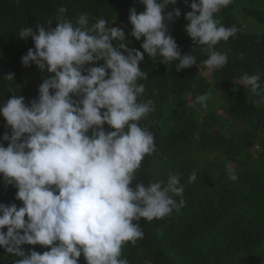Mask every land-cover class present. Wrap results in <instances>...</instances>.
Listing matches in <instances>:
<instances>
[{"label":"clouds","instance_id":"9594fccd","mask_svg":"<svg viewBox=\"0 0 264 264\" xmlns=\"http://www.w3.org/2000/svg\"><path fill=\"white\" fill-rule=\"evenodd\" d=\"M139 2L144 11L131 8L128 20L143 53L164 64L177 61V71L196 65V56L181 55L169 34L168 24L181 12L165 9L176 0ZM231 2L192 0L184 17L185 31L208 54L202 63L210 70L227 63V54L214 46L237 33L215 19ZM66 11L58 9L54 28L49 21L18 33L34 44L21 58L23 66L34 64L50 75L28 103L20 95L0 102V116L10 129L0 136L7 142L6 147L0 142V176L17 189L15 199L22 202L20 207L0 203V248L20 257L13 264H78L81 255L86 264H128L121 250L143 237L137 222L170 215L183 205L174 197H182L184 188L176 174H169L166 184L133 185L144 157L156 151L150 125L140 124L154 110L151 100L139 99L145 91L138 84L146 79L139 67L144 55L123 43L122 28L108 27L103 18L90 24L86 13L73 22L65 18ZM114 40L121 43L114 45ZM13 77L3 76L9 82ZM260 80L259 74H244L241 83L260 96ZM206 99L197 96L195 103ZM196 176L193 171L188 182ZM23 245L49 250L26 253Z\"/></svg>","mask_w":264,"mask_h":264},{"label":"trees","instance_id":"16d2710c","mask_svg":"<svg viewBox=\"0 0 264 264\" xmlns=\"http://www.w3.org/2000/svg\"><path fill=\"white\" fill-rule=\"evenodd\" d=\"M232 1L237 4L236 10H220L215 19L225 27L234 26L237 33L214 46L216 51L226 48L231 54L222 68L214 70L209 82L202 74L208 70L202 63L208 54L200 51L185 31L188 22L184 17L191 11L192 0H176L175 5L165 9L169 12L178 8L181 12L168 24L169 34L181 55L190 52L196 56V65L180 71L175 69L177 61L164 64L160 62L162 58L153 59L143 53L142 40L137 41L130 35L129 10L135 8L140 13L145 9L139 0H0V102H6L12 95L23 96L25 103L37 98L38 86L50 74L46 70L40 72L34 64L23 66L21 58L34 44L31 37L21 39L18 33L23 27H32L35 31L37 24L47 26L49 21L54 28L60 7L67 9L64 16L73 22L86 13L90 24L100 18L107 24L119 23L128 31L123 43L144 55L139 67L146 73V79L138 80V84H143L145 91L139 99L151 100L154 110L140 124L150 125L156 151L144 157L133 185L166 184L169 174L179 175L184 192L182 197L174 199L177 204L181 199L184 203L168 216L150 222L141 218L137 222L143 237L135 244L126 242L121 250L120 258L128 264H264V102L257 103L264 99V32L245 30L243 25L247 22L255 26L253 21L264 27V0ZM8 73L14 74L12 82L3 78ZM244 74L260 75L261 86L257 90L260 96L242 85ZM10 87L12 92L8 91ZM214 91L225 108L238 116L226 134L220 128L211 129L204 119L197 125L201 115L194 107L176 119L175 126L167 127L173 118L167 108L173 95L207 97ZM5 132L10 129L0 116V136ZM0 142L7 146L6 141ZM210 155L216 159L211 160ZM195 159L210 167L199 166ZM228 163L246 170L233 174L227 168ZM193 171L197 174L196 180L189 183L188 177ZM232 176L236 179H231ZM16 191L0 176V203L22 206L15 199ZM22 248L26 253L30 249L41 254L49 250L40 245ZM14 259L20 257H13L0 248V264H13ZM78 264H86L83 255L78 258Z\"/></svg>","mask_w":264,"mask_h":264},{"label":"rangeland","instance_id":"374dc122","mask_svg":"<svg viewBox=\"0 0 264 264\" xmlns=\"http://www.w3.org/2000/svg\"><path fill=\"white\" fill-rule=\"evenodd\" d=\"M237 7V4L235 1H232L229 5L226 7H222L221 10L225 11H235ZM255 26L250 25L247 22H243L244 29L245 30H255V32H264V27L259 26L255 24L253 21H251ZM108 27H119L122 28L125 32V36L128 34V31L124 29L119 23L117 22H110L107 24ZM221 53H226L231 54L229 49L224 48ZM215 69H208L205 72H203V76L211 82L213 79V73ZM212 94V96H211ZM211 96V97H210ZM210 97V98H209ZM208 101H204L203 104L201 103H195L196 98L192 95L189 94H180V95H173L171 100L167 104V108L171 111L172 117L168 122H167V127H172L175 126L176 124V119H179L182 117L183 114L188 113V111L194 107L198 110L200 113L201 117L196 121L197 125L204 119L205 123L211 128V129H218L220 128L221 132L226 134L228 128L231 126L235 125L236 121L238 120V116L229 110L225 108L224 103L222 102L221 98L218 96L217 92H209L207 95ZM195 105V106H193ZM226 118H230L231 121L228 123L226 122ZM259 150V149H256ZM255 152V151H254ZM253 153V152H252ZM256 154V153H255ZM211 160L214 161L216 159V156L210 155L209 157ZM197 159V157H196ZM195 159V160H196ZM198 161L199 166H207L208 168L210 167V164H206V162L203 161ZM227 168L233 173L236 174L238 171H244L246 169H240L237 168L236 165L233 163H228L226 164Z\"/></svg>","mask_w":264,"mask_h":264}]
</instances>
